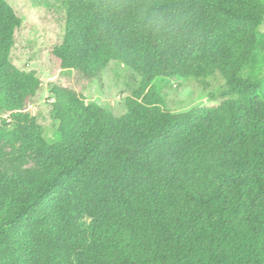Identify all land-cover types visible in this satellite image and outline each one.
Instances as JSON below:
<instances>
[{"label":"trees","instance_id":"trees-1","mask_svg":"<svg viewBox=\"0 0 264 264\" xmlns=\"http://www.w3.org/2000/svg\"><path fill=\"white\" fill-rule=\"evenodd\" d=\"M57 69L96 78L113 61L140 77L116 115L56 88L61 141L20 112L40 88L11 62L22 21L0 0V264H264V87L245 79L260 0H66ZM220 73L236 97L174 114L158 78ZM0 147V159L2 157ZM89 220L88 222L86 220Z\"/></svg>","mask_w":264,"mask_h":264},{"label":"rangeland","instance_id":"rangeland-1","mask_svg":"<svg viewBox=\"0 0 264 264\" xmlns=\"http://www.w3.org/2000/svg\"><path fill=\"white\" fill-rule=\"evenodd\" d=\"M20 17L22 24L16 31L11 62L16 69L34 72L40 81L39 90L23 105L21 113L35 117L50 144L61 141L60 121L53 104L56 88H67L85 98V102L98 103L116 115L127 111V101L140 87V77L119 61H113L96 78H89L78 71L54 67L51 55L66 34V0H7ZM264 5V0H260ZM260 42L250 64L242 72L245 79L258 80L264 87V22L259 27ZM154 88L163 99L164 107L174 114L186 113L198 107H213L236 97L220 73L208 78L187 76L158 78ZM8 119L4 130L13 129ZM1 126L3 125L0 122ZM0 166L8 171L36 167V161L14 159L15 147L8 139L1 141ZM89 221L88 219L86 220Z\"/></svg>","mask_w":264,"mask_h":264}]
</instances>
